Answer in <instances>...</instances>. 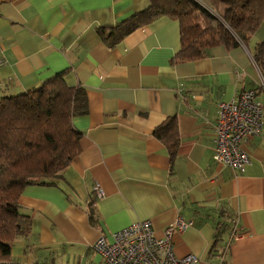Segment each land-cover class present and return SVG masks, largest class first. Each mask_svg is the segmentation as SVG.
Masks as SVG:
<instances>
[{"label":"crops","instance_id":"1","mask_svg":"<svg viewBox=\"0 0 264 264\" xmlns=\"http://www.w3.org/2000/svg\"><path fill=\"white\" fill-rule=\"evenodd\" d=\"M148 0H0V100L58 73L86 96L71 117L80 151L59 176L27 184L17 198L23 230L11 243L18 264H101L93 243L148 219L157 235L177 218L176 255L198 264H264V123L242 142L243 172L213 161L217 104L264 75L252 59L264 19L243 43L215 44L183 61L179 23L159 15L113 44L111 27ZM103 29V34L100 33ZM263 104L264 90L257 92ZM173 116L171 157L154 128ZM104 195L97 198L92 186Z\"/></svg>","mask_w":264,"mask_h":264},{"label":"trees","instance_id":"2","mask_svg":"<svg viewBox=\"0 0 264 264\" xmlns=\"http://www.w3.org/2000/svg\"><path fill=\"white\" fill-rule=\"evenodd\" d=\"M142 11L103 34L108 44L159 15L179 23L180 47L173 56L183 61L201 57L215 44L243 43L264 19V0H148ZM252 59L264 75V42L257 43ZM65 83L58 73L41 86L0 100V264H18L10 257L11 243L22 232L17 198L31 183H45L60 175L80 151L81 133L71 122L86 110V96ZM154 134L174 157L178 132L169 116Z\"/></svg>","mask_w":264,"mask_h":264},{"label":"built area","instance_id":"3","mask_svg":"<svg viewBox=\"0 0 264 264\" xmlns=\"http://www.w3.org/2000/svg\"><path fill=\"white\" fill-rule=\"evenodd\" d=\"M260 88L264 90V81L258 89H244L235 98L217 104L211 157L234 172H243L249 163L242 142L258 135L264 123L263 104L257 99ZM92 190L97 198L104 195L99 183L93 184ZM190 224L179 217L157 235L150 220H139L111 233L110 240L98 237L93 248L101 255V264H198L194 253L178 256L174 251L173 233Z\"/></svg>","mask_w":264,"mask_h":264}]
</instances>
